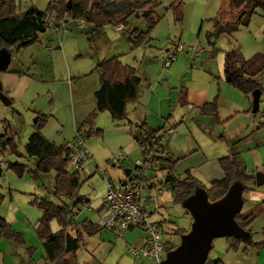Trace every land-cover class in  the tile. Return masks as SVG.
I'll return each mask as SVG.
<instances>
[{
    "label": "rangeland",
    "instance_id": "obj_1",
    "mask_svg": "<svg viewBox=\"0 0 264 264\" xmlns=\"http://www.w3.org/2000/svg\"><path fill=\"white\" fill-rule=\"evenodd\" d=\"M50 1L55 4L58 0H16V7L17 10L22 11L33 4L37 8L43 10L47 8ZM169 1L171 0H162V3L156 8V12L160 17L149 31L150 39L148 44H146L147 42H143L131 48V43L126 40L128 39L127 32L132 26L142 31L146 29L145 22L141 17L131 16L128 19L127 25L121 31H115L114 24L112 23L106 24L104 25V29L101 30V35L102 37L104 36L103 39H105V41H107L108 38L114 40L115 37H120L122 40L125 39V42L122 41V43L116 44L114 49L115 53L112 54L121 53L125 56H135L137 60V65L135 66L136 73L141 77L140 89L145 93L147 87H156V97L152 99L149 104L146 103L148 99L147 94L145 93L142 96L139 90V97L141 98L140 104L144 109L147 116L146 118H148V124L153 127V129L158 128L157 126H160L161 123H164L163 126L174 125V135L170 137L162 136L161 138L163 146L172 155L173 162L170 166L171 172L175 176L181 177L189 171L199 179L202 185L208 186L210 179L198 172L197 166L201 163L202 158H213L223 154L227 147L224 139L225 135L239 136L236 134H239L241 131H244L243 134L247 132H251L250 134H252V132L256 133L259 130L264 131V124H262L263 122H261L260 119V113L264 112V66L261 72L256 76L261 86L258 111L256 113L245 110L250 107L251 96L246 97L240 90L229 85L222 78V64L225 50L238 46L242 55L245 57L256 52L264 53V9L256 8L246 25H241L230 33L218 35V37L215 38L214 46H212L207 41L205 32L211 27V18L220 17L224 14V0H181L183 6L182 18L180 21H175L173 19L172 10L166 8ZM65 15L70 17L68 13H64L59 22L64 20ZM67 22L68 23L64 26L66 28L69 27L67 31H70L67 32L66 35L64 34L66 31L63 30L62 27L55 29L54 26L50 25L44 32L40 33V43L42 46L47 42L46 37L49 36H51L54 42L55 40L59 41L57 36V33H59V36L63 37L62 39L64 41V46L62 47L64 49L63 52H65L66 58H68V64L73 67L78 64L80 61L79 59L86 57L84 48L89 49L87 40L89 32L87 28L77 29L74 26V22L70 20ZM103 39H96L94 35L93 40L99 52L101 50L103 51ZM171 40L179 43L182 48L177 52V60L172 62L173 77L169 79L170 83H168V80L164 78L159 80L158 74L163 72V70L169 69V67L165 68L162 64V60L165 56L164 53L162 58V50L167 46L170 47L169 49L173 47L174 43ZM29 46L30 45L21 47L17 50L13 49L7 69L13 67L15 64V57L24 60L25 64H30L32 50ZM54 50H57V48H54ZM198 50L202 52L196 55L195 51ZM42 51H44L43 48ZM79 53H81L82 56H79ZM62 55L61 53L60 57ZM83 59L87 61V58ZM63 62L64 58L62 62L59 61L56 63L57 69H55L57 76H63L62 78H64ZM3 71L5 70L0 71V73ZM148 74L150 75V79L149 77L148 79L151 80L152 85L147 86L145 85L144 78L149 76ZM220 78L222 80L219 81ZM217 80L221 85L219 88ZM34 85L35 84H33L31 93L39 89L40 95L34 100L32 99L33 101L30 103H26L25 100H19L4 104L0 100V134L4 133L6 129V123H4V121L8 122L12 130L16 132L14 140L16 141L17 150L21 152H23L24 138L27 136L25 134L31 132L30 126L33 128L32 125L36 118L35 111L40 110L43 112V110L47 108L48 99L50 98L46 95L45 85ZM184 85L192 89H200L203 87L214 88L215 93L213 97L216 96L218 118L208 113H200L198 108L191 111H186L184 108L182 110L186 116L184 115V118L181 119V112L179 111L181 103L178 102L176 105L175 101L177 97V88ZM57 88L60 92L64 90L63 84H58ZM219 89L220 95H218L223 96V98L220 99L217 97ZM171 90H173V93H171L170 97L169 92ZM3 93L7 95L5 91H3ZM241 101H245V103L242 107H239L241 106L239 103ZM62 104H64L63 101ZM158 106L160 110L157 113L156 110ZM20 111L27 114L25 116L26 124H20L18 127L20 119L18 113ZM30 113L33 114L31 115ZM65 113L69 115L67 108L65 109ZM128 118L130 119V117ZM96 124V126L102 130L101 134H91L87 136L86 145L92 152L98 166L104 170L105 174L111 176L115 182L119 181V179L122 180L125 178L123 168H131L137 159L143 158V154L135 140L139 131L134 123H128L127 118L113 120L110 118L107 111L98 115ZM70 126L71 121L70 118L67 117V121L64 122L65 136L69 135ZM118 151L126 155V158L115 165H111L110 159ZM16 159H18V156L14 152L0 153V160H2L6 166L8 162H13ZM161 164L162 163H155L153 170L145 172L146 179L149 178L147 180L145 179L147 183H149V180L159 183L166 177L165 168H159ZM53 172L54 171L51 173L53 174ZM84 172L85 173L81 172L80 174L81 179L86 177V173H88L87 169ZM93 172L94 173L90 177H87L81 182L79 187L81 193L87 192L91 194V206L98 203L99 196L103 194L105 189L104 180L102 176L97 173L95 166ZM12 174L15 175V178L12 177ZM16 176L19 177L15 174L13 169L9 167L5 170H0L1 193L4 192L3 187L8 184V180L10 182L13 181L15 186L19 183L18 180H16L18 179ZM150 176H152L151 179ZM44 181L46 189H51L52 181L49 180L48 176ZM159 200L161 201L160 206L156 212L150 215V219L164 222L166 231L164 232L163 228V234L161 235L163 242L166 240H170L172 243L179 242V236L173 233L174 230L172 228H181L183 230L188 228L190 225V214L185 212L184 207L179 202L172 200V196L169 194L168 190H165L160 195ZM84 211L85 210H82L80 212L83 214L82 216H87L92 219L98 218L96 213L90 210ZM167 218H169L173 226L172 228L170 227L171 224H168ZM50 225L51 230L54 231L57 229V224L54 220L51 221ZM134 228V231L128 229L121 235L106 228H102L104 240L101 241L100 245L93 251L86 250L83 246V241L81 242L76 251L78 264H150L149 261L142 257H133L128 251L129 248L140 245L139 242H132L127 238L132 231L134 233L130 234V237L134 239L139 238L141 235H139V233L143 230L138 227ZM242 248L243 246L240 245L237 250L227 249L223 237H217L212 241V248L208 256L210 258H216V254H220L222 251H241L242 253ZM246 251L247 253H242L246 264H264V245L248 247ZM251 251L254 252L251 253ZM30 252H34L36 255L40 253V251ZM162 254L164 255L165 251Z\"/></svg>",
    "mask_w": 264,
    "mask_h": 264
},
{
    "label": "trees",
    "instance_id": "obj_2",
    "mask_svg": "<svg viewBox=\"0 0 264 264\" xmlns=\"http://www.w3.org/2000/svg\"><path fill=\"white\" fill-rule=\"evenodd\" d=\"M67 1L70 2L69 8ZM52 3L50 1L47 8L43 10L31 4L21 11L17 10L16 0H0V47L11 51L38 42L40 33L50 26L49 21L52 25H57L63 14L68 13L72 17H83L87 23L92 24V29L88 32L109 23L126 26L131 16L141 17L146 29L142 31L132 26L128 30L131 48H134L140 43L149 41V31L160 17L156 8L162 0H58L55 4ZM182 6L181 0H171L166 6L172 10L175 21H180L182 18ZM256 8L264 9V0H224V16L210 19L211 27L205 32L207 41L214 46L218 35L230 33L239 26L246 25ZM171 41L176 43L174 40ZM263 66L264 53L256 52L245 57L238 46L232 47L224 51L222 77L226 83L240 90L246 97L251 96L255 89H259L261 93V86L256 76ZM95 69L98 73V87L93 92L95 107L82 119L75 132V134L82 132L85 138L91 134H101V129L93 128L97 112L107 111L112 119H122L126 117L127 104L136 102L139 98L141 78L136 73L135 67L118 61V55L101 59L95 65ZM178 100L181 104H185L186 90L184 88H179ZM197 108L200 113H208L218 118L216 96ZM35 117L32 125L33 131L24 143L21 153L17 150L14 140L16 132L12 130L8 122L4 121L6 129L0 134V153L14 152L17 156L33 158V165L29 168L30 177L33 180H39L42 175L51 171L55 172L52 195L56 199L45 195H35L30 200V204L35 205L41 212L34 229L36 236L41 240L44 259L48 263L78 264L76 251L84 234H93L102 227L89 217H83L79 221L72 217L81 209L82 199L88 200V198L78 194L80 184L83 182L80 173L69 170V142L49 141L41 132L46 121V114H36ZM137 127L139 133L135 140L143 157L149 155L154 164H164L159 168L166 170V178L170 181L173 190L172 200L181 204L182 199L197 187H203L207 192L208 200L213 201L220 198L233 181L241 182L242 194L254 186V174L247 172L245 161L239 151L217 158L223 176L220 179L211 180L208 186L202 185L199 179L189 171L181 177L175 176L170 169L173 162L172 157L163 152L161 138L165 135L160 133L162 127L153 129L145 122L139 123ZM7 166L15 169L18 176L25 169V165L17 161L9 162ZM63 197H75V199L68 205L69 203L63 201ZM184 210L189 213L187 209L184 208ZM263 210L264 201H259L248 209L242 210L241 208L234 217L243 229L250 231L249 225ZM190 219L192 220L191 217ZM52 220L57 224V229L54 231L51 230L50 225ZM155 222L158 226H162L161 220ZM173 229L174 233L179 236L189 227L185 230ZM261 230L264 234V225ZM0 237L23 243L21 233L15 231L2 217H0ZM223 239L227 249L237 250L242 245V253H247L248 247L264 245V238L254 241L251 234L248 239L232 235L224 236ZM176 244L177 242L164 241V251L173 248ZM29 249L32 248L29 247ZM203 264H224V262L220 258L207 256Z\"/></svg>",
    "mask_w": 264,
    "mask_h": 264
},
{
    "label": "crops",
    "instance_id": "obj_3",
    "mask_svg": "<svg viewBox=\"0 0 264 264\" xmlns=\"http://www.w3.org/2000/svg\"><path fill=\"white\" fill-rule=\"evenodd\" d=\"M66 23L68 22L65 21V24ZM104 27L105 26L103 25L102 27H97L92 32H89L87 36V40L89 43V47H88L89 49L84 48L86 57H83V58H87V61H85L83 58L79 59L80 61L78 62L76 66L71 67L68 64L69 62L68 58H66V54L65 52H63L64 49L62 48L64 46V41L62 39L63 37H60L59 33H57L59 41L55 40L54 42L51 36H49V37H46L47 42H45L41 46L40 36H39V42H35L29 46V48H31L32 50L31 61L29 62L30 64H25L24 60H22L21 58L15 57V64L13 65V67L6 69L5 71L0 73L1 89L5 91L6 94L10 97L9 98L10 102L25 100L26 103H30L31 101H33L35 98H37L40 95V91H38L39 89H36L31 93L33 89V84L45 85L46 95L50 97L48 99V106L45 110H43V112H41L40 110L35 111V115L40 114V113L46 114V121L41 129V132L49 141L60 143L61 141L65 140V141L70 142L72 138L74 137L76 129L78 125L80 124V122L82 121V119L91 110L94 109L95 99L93 96V92L98 87V73L95 69V65L101 59H106V58H110L112 56L118 55V61H120L121 63L128 64L133 67L137 65V60L135 56H132V55L125 56L124 54L122 55L121 53H117L114 55L112 54V53H115L114 49L116 47V44L122 43V41L125 42V39L122 40L120 37H115L114 40H112L111 38H108L107 41H105V39H103L104 36L102 37L101 35V32H102L101 30H103ZM124 27L125 26L122 25L121 29L119 30L115 29V31H121L122 29H124ZM58 28H55V29H58ZM86 28H87V31H90V29H92V24L87 23ZM114 28H115V25H114ZM67 29H69V27H67ZM65 31L66 32L64 34L66 35V33L69 32L70 30L69 31L65 30ZM94 35L96 39H100V38L103 39L102 40L103 51L101 50L99 52L98 48H96V44L93 40ZM105 38H106V35H105ZM126 40L129 41V39H126ZM148 43L149 42H147L146 44ZM42 48L44 49L45 52L47 50V52L45 53L44 51H42ZM54 48H57V50H54ZM169 48L170 47L167 46L162 50V58H163L165 51ZM77 49H80V48H77ZM12 51L13 50L10 51L11 56L13 53ZM201 52L202 51L198 50V51H195V54L198 55ZM61 53L63 55L60 57ZM17 54L19 55L18 51H17ZM79 56H82V54L79 53ZM42 57H45V58H42ZM63 58H64V62H63L64 63V78H62L63 76L58 77L56 70H55L57 69L56 63H58L59 61L62 62ZM176 60H177V57L175 61ZM168 67L169 69H166V70H163V72H160L158 74V77H159V80L164 78L165 80H168V83H170L169 79L173 77L172 63ZM148 77L150 79V75L144 78L145 85L147 86L152 85L151 80H149ZM220 80L222 79L220 78L219 81ZM219 81L217 80L218 88L221 87ZM58 84H63L64 86L63 92L58 91V88H57ZM155 88L156 87L154 88L147 87L145 89V93L148 96V99L146 101L147 104H149L151 100L156 97ZM179 88H184L186 90V102L185 104H181V108H179L180 109L179 111L181 112L180 113L181 119L184 118V115H185L182 109L185 108L186 111L194 110L202 103L206 101H210L215 93L214 88H211V87L192 89V88H188L187 85L179 86L177 88V97L175 101L176 105L179 102L178 100ZM145 93L143 90L140 89V94L142 96ZM169 93L171 97V93H173V90H171ZM218 94L220 95V89L217 93V97H219V99L223 98V96H219ZM140 99L141 98L139 97L137 102L127 104L125 118H127L129 124L134 123L136 127L141 122H145L149 127H151L147 122L148 118H146L147 116L144 112V109L142 108L140 104ZM62 101L64 104H62ZM239 103L241 104V106L239 107H242L245 101H241ZM66 108L69 111V115L65 113ZM159 110H160V107L158 106L156 112L158 113ZM245 110L246 111L250 110V112H252L251 104H250V107L246 108ZM102 112H98L96 119L93 122V128H99L98 126H96L97 125L96 122L98 119V115L102 114ZM252 113H255V112H252ZM18 114L20 118L19 124H18V127H19L20 124H23V125L26 124L25 116L27 114L21 111ZM30 114L32 115L33 113H30ZM67 117L70 118L71 126L69 130L70 131L69 135L65 136L64 122L67 121ZM128 117H130V119ZM260 119H261V122H263L262 124H264V112L260 113ZM163 124L164 123H161L160 126H157V127H164ZM29 128L31 129L30 131L32 132L33 128L31 126ZM31 132H29V134H25L27 136H25L24 138V143L26 142ZM243 133L244 131H241L239 134H236L239 136H235V135L226 136L225 135L224 137L223 135H220L221 137H224L227 147H226V150H224L223 154H220L219 156L229 154L234 151H239L241 153L243 160L245 161V165H246V169L248 173L254 174V172L257 170L264 171V131L259 130L256 133L252 132V134H250L251 132H247L246 134H243ZM19 152L21 153L20 150ZM163 152L165 153V155L172 157V155L166 150L164 146H163ZM219 156L213 157V158L206 157L205 159L202 158L201 163L198 164L197 166L198 168L197 171L200 172L203 176L209 178L210 181L213 179L222 178L223 171L217 161V158ZM15 161L20 162L23 165H25V169L20 172L21 174L19 177L16 176L18 178L16 180H18L19 182L18 184H16V186L13 181L10 182L8 180V184L3 187L4 192L3 193L0 192V195L2 197L0 201V217H2L8 224H10V226L15 231H18L21 233L23 237V243L20 244L14 241L13 239L0 237V264H50L44 259V251L42 248V243H41V240H39L38 237L36 236L35 229H34L37 219L40 216L41 212L35 205L30 204V200L33 199L35 195L36 196L45 195L48 198L56 199V197L52 195V188L47 190L44 184L45 182L44 180L47 176L49 180L52 181L53 183V176L55 172H53L52 174L51 173L52 171H51L49 173L42 175L39 180H33L32 178H30L29 168L32 167L34 159L31 157H26V156L21 155V156H18V159L14 160L13 162ZM161 165H164V164H161ZM94 166L95 164L92 162H89L86 164L85 170L87 169L88 173H86L87 174L86 177H83L82 179L83 181L94 173L93 172ZM7 168L8 166H6L4 163L3 165H0V170H3V169L5 170ZM13 171L15 172V169H13ZM84 171L83 173H85ZM15 174L17 173L15 172ZM14 176L15 175L12 174L13 178H15ZM151 177L152 176H150V179ZM119 180L122 181L124 180V178L122 180L121 179ZM149 183H152V181L149 180ZM263 184L258 185V186L254 184V186L250 190L242 194V199L244 198V201L242 204V210L252 207L259 201H264V187H263L264 185ZM150 186L149 187L152 188V185ZM78 194L85 196L86 198L91 200L90 199L91 194L87 192L81 193L78 190ZM74 199L75 197H69V198L63 197V201H66L67 203H69L68 205H70L74 201ZM160 203L161 201L159 200V206H160ZM87 210H90L91 212L96 213V215H99L100 212H102L103 210L102 194L99 196L98 203L93 206L90 205V209H85V211ZM76 213L77 215L75 217V220L79 221L83 217H87V216H82L83 214L80 213L79 210ZM92 220L96 222L97 218L92 219ZM157 221H160V220H157ZM167 222L168 224H171L169 221V218H167ZM190 222H191V219H190ZM161 225H162V228H164V232H165L166 230L164 227L165 225L164 222H162ZM263 225H264V210L261 211L258 214V216L249 225L250 234L252 235V239L254 241L264 238V234L262 233V230H261ZM170 227L171 228L173 227L172 224ZM134 229L135 228L133 227V228H130L129 230L134 231ZM133 231L129 233L128 235L129 237L127 238L129 239V241L139 242L141 244L144 241V236H145L144 232L142 231L141 233H139V235L141 234L139 238L134 239L130 237V234L134 233ZM169 233L172 234L171 232ZM84 235L85 236H83V240H82L83 246L88 251H91V250L93 251L96 247H98V245H100L101 241L104 240L102 230H98L94 232L93 234H84ZM29 247L33 248V250L29 249ZM30 251H40V253L36 255V253L30 252ZM253 252L254 251H251V253ZM215 257L220 258L224 262V264H246L244 260V256L241 253V251L240 252L222 251L220 252V254L217 253Z\"/></svg>",
    "mask_w": 264,
    "mask_h": 264
},
{
    "label": "built area",
    "instance_id": "obj_4",
    "mask_svg": "<svg viewBox=\"0 0 264 264\" xmlns=\"http://www.w3.org/2000/svg\"><path fill=\"white\" fill-rule=\"evenodd\" d=\"M64 20L74 22V26L77 29L87 27V22L83 17H69L65 15ZM64 20H61L57 25H52L50 21L49 23L55 28L62 27L63 30H67L64 26ZM121 28V24L115 25V29L119 30ZM181 48L179 43H174L171 49L166 50L162 62L164 67H168L176 59L177 52ZM160 133L169 137L173 136L175 133L174 125L164 126L160 130ZM69 147V170H74L81 174L85 170L86 164L92 162L95 164L97 173L104 180L105 190L102 194L103 210L98 215L96 220L97 225L120 235L133 227L142 229L145 233L144 241L137 247L129 248L128 251L135 258L142 257L149 261L150 264H159L164 257L162 254L164 252V242L161 239L163 228L151 220L150 215L159 208V197L165 190H168L172 196L173 190L171 189L170 181L165 177L159 183L152 182L148 184L146 182L145 172L153 170L154 167V162L148 155L134 162L131 167L132 177L127 179L124 184L120 180L115 182L96 163L92 152L86 145V138L82 132L74 135L69 142ZM125 158L126 155L118 151L111 157L110 161L112 165H115ZM0 165H3L2 160H0ZM150 185H152V188H150ZM85 209H90V200L83 198L82 207L79 212ZM76 215L77 213H74L72 217L75 219Z\"/></svg>",
    "mask_w": 264,
    "mask_h": 264
},
{
    "label": "water",
    "instance_id": "obj_5",
    "mask_svg": "<svg viewBox=\"0 0 264 264\" xmlns=\"http://www.w3.org/2000/svg\"><path fill=\"white\" fill-rule=\"evenodd\" d=\"M67 7L70 2L67 1ZM11 53L5 47H0V71L6 70L10 62ZM260 90L251 93V111L258 108ZM0 100L8 104L10 99L1 89ZM125 179L132 177L131 168H123ZM264 183V171L254 172V184ZM242 184L233 181L226 192L218 199L208 200L203 187H197L191 194L184 197L181 205L188 210L192 220L189 229L179 235V242L165 251L159 264H203L211 248L212 240L217 237L235 236L244 239L250 237V231L243 229L235 220V214L242 208Z\"/></svg>",
    "mask_w": 264,
    "mask_h": 264
}]
</instances>
